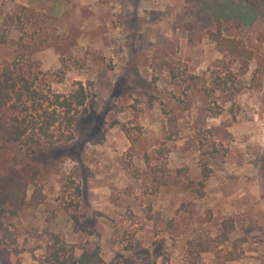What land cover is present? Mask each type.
Instances as JSON below:
<instances>
[{"label":"rangeland","instance_id":"rangeland-1","mask_svg":"<svg viewBox=\"0 0 264 264\" xmlns=\"http://www.w3.org/2000/svg\"><path fill=\"white\" fill-rule=\"evenodd\" d=\"M235 1L251 23L217 22L202 0H0V74L18 60L45 93H88L70 141L2 150L40 164L46 198L7 218L0 264H38L53 233L77 254L100 244L108 264H193L197 240L211 247L200 264H221L245 236L225 264H264V0ZM217 30L254 52L248 67Z\"/></svg>","mask_w":264,"mask_h":264},{"label":"trees","instance_id":"trees-1","mask_svg":"<svg viewBox=\"0 0 264 264\" xmlns=\"http://www.w3.org/2000/svg\"><path fill=\"white\" fill-rule=\"evenodd\" d=\"M202 1L217 22L235 17L251 23L257 13L253 7L235 0ZM262 36L261 40H264V35ZM210 38L216 42L221 52L229 53L245 67L249 66L254 52L241 39L225 36L220 30L210 31ZM219 78L226 83L224 78ZM87 99L88 93L82 82L68 95L52 91L45 93L34 85L18 60L3 67L0 74V232L11 243L16 239L7 218L18 216L27 205H40L45 200L46 193L38 183L42 171L39 163L29 161L16 165L6 160L2 150L8 145H17L28 155L40 154L45 145L70 141V131ZM64 123L66 126L62 129ZM178 172L185 174L186 169H178ZM205 175L208 176V173ZM31 189L33 191L29 196ZM221 226V232L214 239L217 244L229 241L228 231L235 227V217L224 218ZM246 241L247 238L241 236L232 241L230 249L217 250L216 261L225 264L241 258L244 254L241 245ZM210 248L204 241L192 242L191 262L200 264L201 253ZM74 263L108 264L100 244L88 242L77 254L75 244H70L59 234L53 233L38 264Z\"/></svg>","mask_w":264,"mask_h":264}]
</instances>
